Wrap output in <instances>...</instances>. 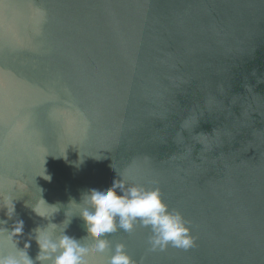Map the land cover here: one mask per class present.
<instances>
[{
	"label": "water",
	"instance_id": "1",
	"mask_svg": "<svg viewBox=\"0 0 264 264\" xmlns=\"http://www.w3.org/2000/svg\"><path fill=\"white\" fill-rule=\"evenodd\" d=\"M125 170L197 237L153 251L148 229L115 233L138 264H264V0H0V192L31 182L14 219L48 222L23 203L37 187L66 205Z\"/></svg>",
	"mask_w": 264,
	"mask_h": 264
},
{
	"label": "clouds",
	"instance_id": "2",
	"mask_svg": "<svg viewBox=\"0 0 264 264\" xmlns=\"http://www.w3.org/2000/svg\"><path fill=\"white\" fill-rule=\"evenodd\" d=\"M49 154L45 151L42 168L35 173L34 180L36 176L52 180L45 167ZM84 155L81 153L77 161H68L65 150L53 156L79 169ZM88 156L97 161L102 159L100 154ZM117 174L119 178H114L110 186L103 190L89 188L81 192L79 201L71 197L66 205L49 203L43 198V189L37 187L41 195L36 202L24 200L23 203L48 222L28 233L24 232V220L14 217L16 203L31 182L26 177L13 180L8 191L0 192V212L4 214L0 218V264H100L93 253L108 251L111 254L106 264H138L125 243L113 245L111 239L118 231L132 233L137 226L149 230L148 244L153 251H163L169 246L188 250L195 246L197 237L193 235L191 221L180 210L170 207L157 183L138 182L126 170ZM62 209L64 219L56 223L54 218ZM76 217L84 221L86 235L80 238L67 233ZM10 220L11 227L8 226ZM33 241L38 246L34 257L29 252Z\"/></svg>",
	"mask_w": 264,
	"mask_h": 264
}]
</instances>
